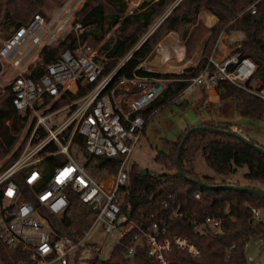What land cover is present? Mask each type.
Listing matches in <instances>:
<instances>
[{"label": "built area", "instance_id": "2783aa9c", "mask_svg": "<svg viewBox=\"0 0 264 264\" xmlns=\"http://www.w3.org/2000/svg\"><path fill=\"white\" fill-rule=\"evenodd\" d=\"M257 3L258 0L252 2L247 9L257 13ZM83 4V0H65L50 17L35 13L28 22L13 26L8 35L0 37V63L2 68H12L8 86L14 92L17 111L26 116L25 133L16 146H21L20 151L0 168V241L23 253L14 264H78L84 250L98 257L107 254V238L115 229L121 238L137 228L128 243V255H134L137 247L145 244L154 264H188L170 256L174 248L186 249L192 256L201 253L187 236L167 235L169 220L184 215L179 207L167 219H155L145 226H137L131 213L124 209L132 192L133 155L148 122L139 111L162 95L173 79L190 81L181 95L197 86L218 89L226 81L249 90L264 102V86L245 84L254 75L256 63L251 57H241L239 44L224 55L216 48L205 56L206 62L198 72L187 68L160 72L186 75L183 78L155 75L153 72L158 71L145 68L141 61L132 76L122 75L115 81L132 54L106 72L105 54L78 38L34 76L32 71L43 46L69 27L77 32L84 29L82 23L75 22L76 12ZM140 68L146 72H139ZM77 134L84 137L89 154L117 157V172L101 180L95 178L76 155L73 140ZM55 156L60 160L53 164L51 159ZM19 172H23L27 192L15 178ZM70 190L96 214L91 225L81 229L78 236L59 233L43 213L65 212L70 204ZM196 196L200 197V192ZM252 211L255 220H264L260 207H253ZM98 222L107 232L102 245L89 241ZM219 224L217 217L207 215L198 228L217 229ZM260 241L264 243V236ZM247 259L249 263L256 262L254 255H247ZM0 264L8 263L0 259Z\"/></svg>", "mask_w": 264, "mask_h": 264}, {"label": "trees", "instance_id": "16d2710c", "mask_svg": "<svg viewBox=\"0 0 264 264\" xmlns=\"http://www.w3.org/2000/svg\"><path fill=\"white\" fill-rule=\"evenodd\" d=\"M64 1L0 0V31L6 33L9 27L28 22L35 13H42L48 18L53 13V10L48 8L53 5L58 7ZM175 1L143 0L130 12L128 0H86L75 15V22L82 23L84 29L80 32L72 29L63 40L57 38L43 46L32 74L37 76L47 63L56 59L62 50L73 45L78 38L82 41H91V44L97 47L107 33L118 25L114 42H104L98 48L107 57L106 72L132 50L131 57L119 70L115 81L122 75L132 76L137 65L149 56L157 42L168 32L175 31L181 39L190 42L192 27L198 24L196 21L198 14L206 8L217 15L218 21L205 40L203 54L211 55L216 50L224 31L242 33V37L237 40L241 43V57H251L256 63L254 75L245 84L250 86L252 79L258 78L260 86H264V0H258L257 13H251L247 9L256 0ZM174 2V6L164 20L142 40L157 16ZM175 41L169 35L162 42L174 45ZM137 44L139 45L136 46ZM205 62L204 59L196 68L188 67L187 70L196 69L198 72ZM139 72L143 73L146 70L140 68ZM153 74L171 78L186 77L174 73L153 72ZM189 83L188 79L169 81L164 93L139 112L145 115L149 122L155 110L174 103ZM218 91L221 98L235 100L236 109L243 117L252 121L264 119V102L249 90L223 81ZM13 97L14 92L10 86L5 87L4 93L0 95V159L12 151L26 118L17 111ZM202 124L231 129L228 125L224 126L212 121ZM190 127L184 130L177 143L175 140H167L169 149L157 154L156 158L173 170L148 171L147 174L142 175L136 164L132 165V192L129 196V204L124 206V209L131 213L137 226H145L155 219H167L170 212L177 207L184 212V215L169 220L167 235L187 236L200 247L201 253L199 256H192L186 249L174 248L170 253L173 260H184L188 264H252L247 259L246 244L249 240L264 236V220H255L252 208H264V198L241 190L203 186L184 177L178 169L176 156L179 144ZM251 139L264 148V144L254 138ZM73 143L76 155L95 178L101 180L117 172L120 160L116 157L89 154L84 137L79 134L74 137ZM20 148L21 146L11 152L5 164L18 155ZM199 154L203 155L208 167L223 176L222 179L217 180L215 175L197 171L196 161ZM59 160L60 157L55 156L51 162L54 164ZM181 163L189 176L213 184L227 182L239 184L228 180L225 176L236 173L239 167L247 165L245 177L258 180L263 185L257 187L264 189V152L235 136L210 130H195L183 143ZM15 178L20 187L27 192L29 187L24 180L23 172L16 174ZM196 192H200V197L196 196ZM26 196L30 198L28 194ZM69 198L70 204L62 214L48 210L43 213L59 233L78 236L81 229L91 225L96 214L76 192L70 190ZM207 215L217 217L220 220L219 227L200 231L198 224ZM136 232L137 228L121 237L108 257L93 256L90 264H154L145 244L139 245L134 255L126 253L128 243ZM22 256L23 253L18 249L10 248L0 241V259L8 264H14Z\"/></svg>", "mask_w": 264, "mask_h": 264}, {"label": "rangeland", "instance_id": "374dc122", "mask_svg": "<svg viewBox=\"0 0 264 264\" xmlns=\"http://www.w3.org/2000/svg\"><path fill=\"white\" fill-rule=\"evenodd\" d=\"M85 1L86 0H83V2H85ZM142 1L143 0H128L129 11L132 12L134 9H136ZM176 1H178V0H176ZM175 2L172 3L167 9H165L161 14H159L157 16V18L155 19V21L153 22V24L151 25L149 30L143 35L142 40L147 35H149L151 32H153L157 28V26L164 20V18L171 11V8H172V6H174ZM56 7H57L56 5H53V6H50L48 9L54 10ZM79 9H80V7H79ZM203 9H206V8H203ZM201 11L198 14V19L196 20L198 23V28L194 29L193 31H194V33H196V35H197L196 37L198 39L204 40L207 35L209 36L211 28L213 26L211 28H209V26L207 25V22H206V17L204 18L201 15ZM208 15H210L209 12L207 13V20H208ZM209 23H211V21ZM13 26L9 27L8 30L6 31V33H2L0 31V37L6 36L10 32V30ZM117 27H118V25L114 26L107 33V35L105 36V39L98 43L97 47H99L102 43L107 42V41L110 43H113L116 36H117ZM68 30H71V28L69 27ZM68 30L61 33L59 35L58 39L63 40L64 37L66 36V34H68V32H70ZM240 35H241V33H240ZM236 36L239 37L238 35H236ZM90 43H92V42L90 41ZM139 44H137L136 46H138ZM167 44L168 43H166V42H161V46H164V45L166 46ZM132 52L133 51L131 50L126 56H128L130 53L132 54ZM153 56H154V54L150 53L148 57H146L144 60H142V62H144L145 68H146V66L150 67V64H152V63L161 62L160 56L156 57L154 60H151L150 64L145 62L146 60L152 59ZM203 56L204 57H202V58L204 60L205 55L203 54ZM120 60H118V62H120ZM170 67H172L173 69H177V67L173 64H171ZM178 68H180V67H178ZM12 73H13L12 68H10V67L2 68V66H1V69H0V95L2 93H4L5 87L8 86V81L10 80ZM252 83L260 86V81L258 78L252 79ZM169 111H170V108L164 109L160 113L165 114V116L156 117L152 122H150L148 124V127H147L145 133L143 134V136L140 140V143L134 152L133 159H132V165L136 164L137 169H139V170L147 169L148 171H151V172H163V171L173 170V168L166 166V164H164L161 160L157 159L156 158L157 154L160 151H165V150L167 151L169 149V143L167 140H173L176 136H177V138L175 140L180 139L179 137H182L180 135H182L184 130L190 125L187 124L185 126V128H183V130L180 131V133L177 135L179 128L182 126L183 123L186 122V119H184V117H181V118L179 117L178 120L176 121V119L173 117L175 115V113H173L171 116ZM189 112L187 113L188 118L191 117V112L190 113ZM168 114L170 115L169 117H167ZM238 123H243V124L245 123L246 125L255 124L256 126H253V127H255V130L257 131V133L259 135H261V137L264 139V120L252 121L249 118L240 116V120H238ZM231 129L236 130L238 132H241L235 128H231ZM253 130L254 129H247V130H245V133H246V131L249 132V131H253ZM24 133H25V131L22 128L21 131L18 133V140L16 141V143L12 147V151L16 149V146L22 140ZM241 133H243V132H241ZM258 134L255 133L256 137L259 136ZM11 152L0 159V168H3L7 165V164H5V162H6V160H8L10 158ZM196 162H197V171H199L200 173H208V174L215 175L217 180L222 179V177H223L222 175L216 173L214 170H212L210 167H208V165L206 164L205 158L203 157L202 154L198 155ZM247 169H248L247 165L241 166V167H239V169L236 173L227 175L225 177L228 180H230L232 182H238L241 185H250V186L263 185L258 180H252V179L245 177L244 174L247 171ZM261 210H262V215L264 218V208L261 207ZM106 237H107V232L104 230L102 223L98 222V223H96V225H95V227H94V229H93V231L89 237V241L92 243L95 242L99 245H102L104 243ZM119 238H120L119 237V230L115 229L113 231V233L107 238L106 248L108 250V253L101 255V258H106L109 256L111 250L119 242ZM261 238L262 237H259L258 239H252L250 241V246L247 247V255H254V261H256V262H259V261L264 262V243H262L260 241ZM81 255H82V260H80L78 264H90V259L93 258V254L90 253V251H88V250H84L81 253Z\"/></svg>", "mask_w": 264, "mask_h": 264}, {"label": "crops", "instance_id": "0c3cea01", "mask_svg": "<svg viewBox=\"0 0 264 264\" xmlns=\"http://www.w3.org/2000/svg\"><path fill=\"white\" fill-rule=\"evenodd\" d=\"M208 12L210 13V15H208L207 20ZM201 15L204 18L206 17V22L209 28H211L218 21V17L208 9H202ZM208 21H211V23H209ZM195 26L196 28H198V24L193 25L192 27L191 36L189 38L190 42H187L185 39H181L179 34L175 31H170L165 34L151 51V54H154L152 59L146 60L145 62L150 64L151 60H154L156 57L160 56L161 62L150 64V67L158 72H172V70H174L172 67H170L172 61H174L173 65H175L177 68L180 67L179 69L188 67L196 68L203 60L202 57H204V43L208 35L204 40L198 39L196 37V33H194L193 31L194 29H196L194 28ZM169 35L176 40L175 44H167L166 46H161L162 40ZM236 35H238L239 37H237ZM241 35L239 32L224 31L218 41L216 47L218 49L217 52H219V54L221 55L230 53L232 50H234V48H236V46L241 44L240 42H237V40L242 37ZM180 95H178V97L175 99V102L171 105L155 110L152 118L147 123L146 129L148 127V124L152 122L156 117L165 116V114L160 113L161 111L166 108H170L169 113L171 114V116L173 113H175L173 117L176 119V121L179 117H184V119H186V122L183 123L179 128L177 135L180 133V131L183 130V128H185L187 124L192 126L196 124H202L206 121H212L216 124L224 126L228 125L230 128H235L243 132V134H245L246 136L254 138L258 142L264 144V139L257 133L255 127H253L256 126L255 124L246 125L245 123H238V120H240V116L242 115L236 109L235 100L232 98H221L216 87L197 86L190 92L181 96ZM189 111L191 112L190 118L187 117V113ZM169 116L170 115L168 114L167 117ZM247 129L254 130L249 132L246 131L245 133V130ZM255 133L259 136L256 137ZM176 138L177 136L173 140H175Z\"/></svg>", "mask_w": 264, "mask_h": 264}, {"label": "water", "instance_id": "95a60500", "mask_svg": "<svg viewBox=\"0 0 264 264\" xmlns=\"http://www.w3.org/2000/svg\"><path fill=\"white\" fill-rule=\"evenodd\" d=\"M195 130H210V131L222 132V133H225V134H228V135H231V136H235V137L243 140L244 142H246L250 146H252V147L264 152V148L260 144H258L257 142H254L250 137H248V136L244 135L243 133L238 132L236 130L229 129V128H226V127H221V126H211V125H207V124L193 125L186 131L183 140L179 144V148H178V152H177V156H176V163H177L178 169L180 170L181 174L184 177H186L187 179H190V180H192L194 182H197V183H199V184H201L203 186L206 185V186H209V187H212V188H215V189L226 188V189L241 190V191L257 194L260 197L264 198V189L261 188V187L250 186V185H241V184L231 183V182L213 184V183H208V182H206V181H204L202 179L189 176L185 172L184 167H183V165L181 163V149H182V146H183V143H184L185 139ZM175 142L177 143V140H175ZM147 172H148L147 169H142L141 170V174L142 175L147 174ZM213 229H216V228H213ZM252 264H264V262L259 261V262H254Z\"/></svg>", "mask_w": 264, "mask_h": 264}, {"label": "bare ground", "instance_id": "6f19581e", "mask_svg": "<svg viewBox=\"0 0 264 264\" xmlns=\"http://www.w3.org/2000/svg\"><path fill=\"white\" fill-rule=\"evenodd\" d=\"M169 59V58H168ZM156 63V62H155ZM171 64H174V61H172V63ZM177 69H179V68H177Z\"/></svg>", "mask_w": 264, "mask_h": 264}]
</instances>
